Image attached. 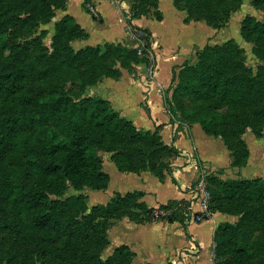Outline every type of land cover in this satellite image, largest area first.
<instances>
[{
    "label": "trees",
    "instance_id": "1",
    "mask_svg": "<svg viewBox=\"0 0 264 264\" xmlns=\"http://www.w3.org/2000/svg\"><path fill=\"white\" fill-rule=\"evenodd\" d=\"M45 5V0H37ZM172 0L178 10L185 11L184 21H204L212 28H220L226 23L229 12L236 9L220 11L218 1ZM159 0H139L130 5L129 18L135 19L149 14V7H158ZM63 5V4H62ZM59 3L55 9L62 8ZM159 15V16H158ZM161 20V12L155 17ZM241 36L257 46L264 44V22L247 15L241 22ZM88 33L75 19L65 14L54 22L53 49L60 59V64L67 66L75 73L71 80L70 92L60 85L52 86L47 92H38L39 114L30 115L24 108L14 107L10 114L0 122V162L6 154L21 155L20 166L28 179L36 178L41 182L39 187L28 186L19 182L15 176L4 175L0 185V195L4 201L16 207L18 213L33 212V225L41 234V245L52 254L66 255L80 228L65 233L62 230L61 214L64 206L81 198L82 194L72 195L71 201L53 199L61 196L68 185L75 189L88 186L91 189L105 190L110 181L109 175L102 169V159L98 149L111 152V160L120 172L149 171L159 180L170 174L169 168L157 169L154 163L157 148L178 154V149L163 142L158 132L137 128L133 122L119 114L110 102L102 97L86 95L85 87L99 81L104 76L118 77L120 69L131 70L135 64L145 61L137 55L136 50L126 43L86 45L78 49L69 42L75 39H86ZM237 44L231 40L223 44H205L196 50L198 61L191 64L184 60L178 70L172 72V83H175L172 96L165 97V104L172 115L180 114V121L198 122L203 130L216 135V127L224 120L226 111L247 109L264 96V88L258 76L248 73V69L234 71L233 57L238 53ZM107 58V64L102 59ZM231 62L230 70L225 72L222 66ZM246 70V71H244ZM28 73L20 67L0 72V109L21 100ZM170 89V88H169ZM43 133L42 140H37L35 132ZM40 147V148H38ZM137 154L146 149L147 164L133 167L128 148ZM236 160L233 164L236 165ZM172 181L177 180L171 176ZM176 180V181H175ZM212 181V178H211ZM208 181L211 185L212 182ZM215 186L226 199H242L259 202L264 210V177L213 179ZM144 191L133 190L125 194L114 192L110 200L103 204L91 206L87 215L96 217H116L143 223L156 220L150 216L152 210H167L166 217L157 220L177 221L184 227L189 218L186 200H168L157 208L149 207L143 200ZM86 208V206H84ZM39 208H45L40 212ZM130 209H137L144 217H137ZM211 209V208H210ZM107 225L100 230L105 233ZM216 246L214 262L220 257L219 248L225 239L232 253L234 264H243L248 256L245 236L239 232L237 225L222 224L215 231ZM107 243L105 236L101 245ZM135 253L126 244L116 246L105 260L97 259L98 264H133ZM83 264V262H82Z\"/></svg>",
    "mask_w": 264,
    "mask_h": 264
},
{
    "label": "rangeland",
    "instance_id": "2",
    "mask_svg": "<svg viewBox=\"0 0 264 264\" xmlns=\"http://www.w3.org/2000/svg\"><path fill=\"white\" fill-rule=\"evenodd\" d=\"M45 1L46 4L43 6L37 0H0V72L20 67L28 73L20 102L1 108L0 122L11 113L14 107L24 108L28 114L37 116L39 109L35 97L36 93L47 92L54 85L63 86L67 92L72 93L70 92V83L76 77L75 73L68 69L67 66L60 64L59 56L53 49L52 38L54 22L59 19L60 11L66 9L70 0ZM125 1L129 5H135L139 2V0ZM200 1L206 3V1L210 0ZM211 1L216 3L214 0ZM59 3L63 4L62 8L55 9V6ZM168 3V0H163L161 3L167 20L166 25L162 26V31L165 34L163 36L169 38V41L177 40L181 43L191 37L198 39L196 50L205 44H223L229 40L235 42L238 47V53L232 60L234 71H239L242 67L243 69H248L249 74L259 77L264 88V44L260 47L251 41H246L240 33L241 22L247 15H252L255 19L264 22V0L218 1V9L220 11L231 10L238 5L236 9H232L229 12L226 23L220 28H212L202 20L197 21L195 27L187 28L179 17L169 13L170 8L174 7L170 3V8L168 9ZM148 12L149 14L146 13L145 17L155 18L161 11L159 7H149ZM91 13L95 19H99L94 12L91 11ZM173 33L176 37H169ZM123 41L126 42L127 40L124 39ZM84 42L83 39L79 38L70 41L69 44L73 48H77L84 45ZM186 60L194 64L198 61V55L195 53V55L190 56ZM108 61L107 58H104L102 59V64H107ZM230 66L231 62L225 63L222 66V70L228 72ZM174 86L175 83L169 86L170 89L168 88L167 90L166 98L172 96ZM225 114L221 125L216 127V135L207 134L198 122L189 123L181 120L183 127L189 129L192 125H196L200 129L203 138L209 139L211 142L210 144L206 143L207 151L214 159H219V166H216L210 162L212 159L207 162L202 160L199 157L197 147L186 151L183 166L195 169V174L189 179V187H186V189L189 190L191 195V191L196 188L197 177L201 168H197V164L193 160L195 158L206 169L204 191L208 194V208L211 209L210 217H205V220L212 219V216L215 217L210 221L213 225L211 234L213 257L217 242L214 237L215 231L220 225L228 223L237 225L239 232H242L245 236L248 256L243 264H264V210L262 209V204L242 199H226L221 195L213 181L215 178L224 180L228 178L264 177V96L247 109L230 110L226 111ZM179 115L178 113L172 116L179 119ZM35 134L37 140L41 141L43 133L37 131ZM166 144L167 147L170 145L174 146L173 144ZM127 148L133 167L139 168L147 164V155L151 149L148 148L139 155L132 148ZM98 154L102 159V169L112 175L113 179H116L115 170L111 169V166H115L110 158L111 152L101 148L98 149ZM177 155L157 148L156 156L153 159L156 168L161 170L168 167L171 175L174 167L173 158ZM233 160L238 163L234 165ZM20 162L21 155H5L4 161L0 162V185L3 176L7 174L15 176L19 182H25L28 186L39 187L41 185L39 180L36 178L28 179L24 176ZM124 173L139 174L140 172L125 171ZM209 180L212 185L208 182ZM121 185L127 187L131 183L123 182ZM110 190V187L105 190H96L88 186L75 189L72 185H68L61 196H51L53 199L67 200L72 195L82 194L81 198L73 202L68 203L71 198L68 199V204L64 206V211L60 216L62 230L65 233L75 228L81 229L79 236L75 238L68 253L64 256L52 254L41 245L42 234L33 225L35 215L33 212L18 213L16 207L12 203L4 201L0 195V264H82V262L83 264H98L96 262L97 259H107L114 248L120 245L121 239L129 241L131 239L130 235L136 233L135 231L129 232L127 229L125 230L123 224L117 226L121 221L113 226L118 220L116 217H103V215L91 217L87 215L91 206L96 204L106 205L110 200L106 197V194ZM164 192V196L168 195L169 189L164 188ZM164 196L162 195L161 197ZM189 199L184 200L188 201ZM38 210L42 212L45 208H39ZM130 210L137 217L145 216L137 209ZM170 212V209H157L150 211V216L157 220L161 217H166ZM188 219L184 223L190 224L204 221L194 222ZM102 225H107L105 233L100 230ZM144 230L143 233L149 235V238H158L160 235L162 239L169 238L167 231L159 233L148 229ZM103 236H105L107 241L104 247L101 245ZM222 241L223 246L219 248L220 257L217 264H234L230 248H228L224 238H222ZM184 248L186 247L180 248L178 252H181ZM197 248L200 249V245L196 244V247L193 248L195 252L187 251L191 259L197 254Z\"/></svg>",
    "mask_w": 264,
    "mask_h": 264
},
{
    "label": "crops",
    "instance_id": "3",
    "mask_svg": "<svg viewBox=\"0 0 264 264\" xmlns=\"http://www.w3.org/2000/svg\"><path fill=\"white\" fill-rule=\"evenodd\" d=\"M159 0L158 7L161 11V20L152 17H140L133 19L137 25L145 27L153 36L156 45V54L158 59V69L156 77L165 87V91L159 90L154 83L150 85L145 82L140 73L144 69L141 63L135 64L131 70L121 68L118 77L104 76L94 84L85 87L86 95H95L107 99L111 106L119 112V114L133 122V124L144 130H154L160 125L158 132L165 143L173 144L178 149V155L173 158V177L177 180L175 184L171 175L167 174L163 180H159L149 171H141L139 174H127L111 166L115 170V178L110 176L108 186L111 190L106 194L108 199L114 192L125 194L128 191L142 190L144 196L142 200L149 207H158L165 204L168 200L189 199V179L195 174L194 168L183 166L186 151L198 148L199 157L205 162L210 161L219 166V159L213 158L207 151L206 143H211L209 139L203 138L200 129L195 125L183 127V124H175L174 117L166 108L165 97L169 86L172 84V72L178 70V65L190 56L195 55L198 39L189 38L183 43L170 40L163 36L162 26L167 23L165 13L162 10ZM168 9L172 0H168ZM170 8L169 13L179 17L185 27H195V20L184 21L185 12L175 8ZM94 12L99 19H95L91 13ZM59 18L65 14L71 15L75 21L85 29L88 37L83 39L84 47L86 45H96L98 43H125L126 39L125 20L120 10L110 2V0H70L64 11H60ZM184 27V28H185ZM169 37H176L173 33ZM127 40V39H126ZM168 41V42H167ZM127 43V41H126ZM110 167V166H109ZM131 183L130 186L123 187L121 183ZM164 188H168V195L164 196ZM164 197H161V196ZM204 220L200 223H190L185 227L177 222H167L161 220L146 221L136 223L128 218L118 219L114 224L117 226L123 224L125 230L132 233L129 241L121 239L120 244H126L134 251L135 255L132 259L133 264H214L212 253L213 231L212 221ZM216 220V219H215ZM144 229L149 231H167L169 238L162 239L149 238L144 234ZM196 244L197 254L191 259L183 256L182 252L193 250ZM186 247L181 252L178 250ZM177 253V255H176ZM179 253V254H178Z\"/></svg>",
    "mask_w": 264,
    "mask_h": 264
},
{
    "label": "built area",
    "instance_id": "4",
    "mask_svg": "<svg viewBox=\"0 0 264 264\" xmlns=\"http://www.w3.org/2000/svg\"><path fill=\"white\" fill-rule=\"evenodd\" d=\"M110 2L123 14L127 39V43H125L134 48L137 55L145 60L143 62L144 69L140 75L143 76L147 84L150 85L151 83H154L159 90L165 91V87L156 77L158 59L153 36L145 27L137 25L133 22V19L129 18L130 5L125 0H110ZM174 122L175 124H182V121L177 118H174ZM193 160L194 163L197 164V168L199 167L201 170L199 169L196 188L194 191H191V198L187 201L188 205L186 206V209L189 213V219L198 222L205 220V217H210V209L208 208V194L204 191V174L206 169L202 167L199 160L195 158H193ZM182 254L183 256H188L187 251L182 252Z\"/></svg>",
    "mask_w": 264,
    "mask_h": 264
}]
</instances>
